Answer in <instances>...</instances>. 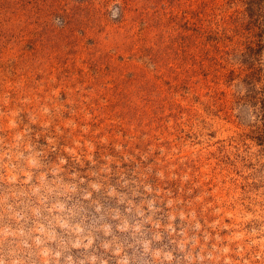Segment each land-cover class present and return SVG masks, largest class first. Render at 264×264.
<instances>
[{"label": "rangeland", "instance_id": "obj_1", "mask_svg": "<svg viewBox=\"0 0 264 264\" xmlns=\"http://www.w3.org/2000/svg\"><path fill=\"white\" fill-rule=\"evenodd\" d=\"M261 17L0 0V264H264Z\"/></svg>", "mask_w": 264, "mask_h": 264}, {"label": "trees", "instance_id": "obj_2", "mask_svg": "<svg viewBox=\"0 0 264 264\" xmlns=\"http://www.w3.org/2000/svg\"><path fill=\"white\" fill-rule=\"evenodd\" d=\"M261 7V6H260ZM260 16H261V14H260ZM260 20H261V25L263 24L264 25V21L262 20V17L260 18ZM263 111V116H264V108L262 109Z\"/></svg>", "mask_w": 264, "mask_h": 264}]
</instances>
